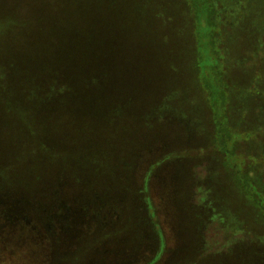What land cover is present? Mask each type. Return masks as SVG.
I'll return each instance as SVG.
<instances>
[{
	"label": "rangeland",
	"instance_id": "1",
	"mask_svg": "<svg viewBox=\"0 0 264 264\" xmlns=\"http://www.w3.org/2000/svg\"><path fill=\"white\" fill-rule=\"evenodd\" d=\"M22 1L0 0V27ZM193 1L196 15L191 0H72L75 23L91 30L79 38L98 40L101 116L113 110L88 137L100 147L86 144L109 165L93 183L76 160L83 140L71 135L73 152L53 151L39 186L26 177L38 161L16 140L0 146V264H146L157 253L153 264H264L253 200L264 198V0H206V25ZM211 57L223 99L216 118ZM1 128L16 135L11 119Z\"/></svg>",
	"mask_w": 264,
	"mask_h": 264
},
{
	"label": "trees",
	"instance_id": "2",
	"mask_svg": "<svg viewBox=\"0 0 264 264\" xmlns=\"http://www.w3.org/2000/svg\"><path fill=\"white\" fill-rule=\"evenodd\" d=\"M69 1L67 4L66 0H23L16 20L7 19L6 24L0 27V118L11 119L16 124L13 138L8 136L5 128H1L0 146L8 148L10 142L16 140L19 147L28 151L26 155L32 156L31 161H38L26 177L30 175L39 186L49 171L48 161L58 153L66 154L69 151L67 139L71 135L80 136L83 140L76 160H81L89 172L93 171V183L99 182L97 169H106L109 165L106 162L101 164L94 151L95 146L87 147V144L89 147L95 144L88 137L95 135L96 138L100 133L97 118H101V126L105 120L110 122L113 113L112 107L108 108L106 118L100 113L98 90L104 76L100 73L98 40L94 37L88 38L90 40L79 38L80 34H89L91 30L84 24L75 23L80 21L79 11L71 6L72 0ZM191 2L196 15L195 3L193 0ZM201 2L206 13L202 25L210 24L214 19L213 10L206 0ZM211 59L210 74L217 89L214 100L216 118L217 112L223 113V99L219 88V70L216 71L219 62L215 57ZM220 129H223L221 124ZM102 146L111 147L108 143ZM187 153L192 154L191 151ZM184 154L186 152L180 155ZM88 161L94 167L89 168L86 164ZM159 161L154 162L150 169ZM99 165L102 167H97ZM102 184L108 185L106 182ZM130 192L122 193L125 201H130ZM253 200L264 214V198H260L259 203L255 198ZM142 201L154 234L162 244V232L145 185ZM116 209L118 213L127 211L122 200L116 203ZM129 209L132 214L134 209ZM158 256L157 253L146 264H153Z\"/></svg>",
	"mask_w": 264,
	"mask_h": 264
}]
</instances>
